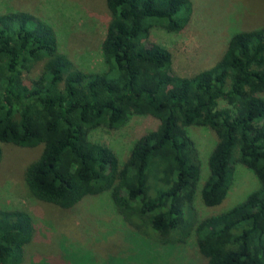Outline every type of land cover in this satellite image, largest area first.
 I'll return each instance as SVG.
<instances>
[{
  "label": "trees",
  "instance_id": "trees-1",
  "mask_svg": "<svg viewBox=\"0 0 264 264\" xmlns=\"http://www.w3.org/2000/svg\"><path fill=\"white\" fill-rule=\"evenodd\" d=\"M104 3L109 18L102 68L95 71L75 66L58 50L52 28L33 14L0 13V144H41L23 170L28 193L70 209L85 196L108 192L132 229L126 249L110 256L125 264H161L151 246L174 250L190 231L205 264H264V22L234 30L215 62L184 76L149 32L181 30L190 0ZM38 63V74L25 77ZM133 115L157 123L133 140L122 161L89 139L93 129L119 128ZM189 126L215 135L199 188L205 206L224 199L237 164L258 182L239 202L197 221L192 201L200 159ZM31 237L26 211L0 208V264H22Z\"/></svg>",
  "mask_w": 264,
  "mask_h": 264
},
{
  "label": "rangeland",
  "instance_id": "rangeland-1",
  "mask_svg": "<svg viewBox=\"0 0 264 264\" xmlns=\"http://www.w3.org/2000/svg\"><path fill=\"white\" fill-rule=\"evenodd\" d=\"M190 2L189 19L181 30L173 32L154 26L149 32L151 41L170 51L172 68L178 75L193 74L215 62L234 30L258 27L264 22L262 0ZM12 10L29 12L47 23L53 30L58 50L78 68L85 71L102 68L100 42L109 18L104 0H0V13ZM39 68L40 63L35 64L25 77H35ZM156 123L149 115H133L119 128L98 127L90 131L88 137L109 146L122 161L133 140L153 129ZM188 132L200 159L201 177L192 201L197 221L239 202L258 182L249 169L237 164L224 199L216 206H205L199 188L207 173L206 156L215 143V135L204 126H189ZM0 147V208L24 210L32 223V237L24 245L22 264L39 260L45 264H125L110 256L126 249L132 229L115 210L108 192L85 196L70 209L39 201L28 193L23 170L37 157L41 144L20 147L1 143ZM150 250L160 255L161 264H205L196 249L192 231L185 243L174 250L161 245L151 246ZM67 251L79 254L75 258L62 257ZM140 261L128 264H143Z\"/></svg>",
  "mask_w": 264,
  "mask_h": 264
}]
</instances>
